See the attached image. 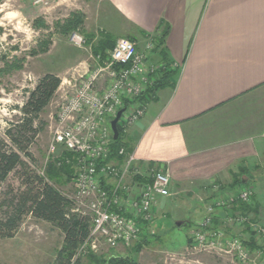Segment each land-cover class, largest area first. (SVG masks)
<instances>
[{
  "label": "crops",
  "instance_id": "obj_1",
  "mask_svg": "<svg viewBox=\"0 0 264 264\" xmlns=\"http://www.w3.org/2000/svg\"><path fill=\"white\" fill-rule=\"evenodd\" d=\"M88 1L116 14L123 37L138 48H145L161 23L169 26L165 45L179 72L173 85L147 100L145 116L124 135L136 158L127 183L138 196L151 181L154 163L161 164L171 176V195L158 197L154 212L159 206L184 207L191 212L185 221L196 228L205 207L191 205L184 195L212 202L220 193L213 185L231 182L237 169H247L242 188L260 176L250 170L264 159V0ZM156 62L150 55L149 64ZM196 176L209 181L199 192ZM112 183L110 178L105 185ZM184 185H191L188 194ZM251 207L264 225V199L256 189ZM217 212L220 223L224 210Z\"/></svg>",
  "mask_w": 264,
  "mask_h": 264
},
{
  "label": "built area",
  "instance_id": "obj_2",
  "mask_svg": "<svg viewBox=\"0 0 264 264\" xmlns=\"http://www.w3.org/2000/svg\"><path fill=\"white\" fill-rule=\"evenodd\" d=\"M49 1L36 0L35 3L47 4ZM70 39L78 47H83L86 40L79 32H73ZM153 49L152 39L144 49H139L133 40L118 39L106 57L91 55L95 66L80 65L73 80L67 82L72 89L66 92L54 115L50 153L63 147L76 155L75 191L67 195L73 201L72 212L89 216L92 222L89 236L77 256L88 251L99 252L102 246L134 245L140 241L143 227L153 221V207L158 197L170 196L171 176L156 167L150 174L151 181L142 185L139 195H131L127 181L136 158L134 152H128L125 147L119 149V155L125 157L121 165L114 161L102 164L112 153L114 133L111 122L118 112L124 109L118 122L123 134L147 112V102L139 101L160 69L157 64H149ZM174 67H177L175 63ZM110 178L113 183L108 187L104 182L108 183ZM214 188L219 190L218 185ZM253 196L252 189L241 188L207 203L205 214L192 233L191 251H213L226 246L244 263L250 261L254 252L261 256L260 264H264L260 250L251 251L238 236L227 238L215 220L218 210H231L240 202L251 205ZM226 215L229 224L244 226L250 223L264 243V225L253 222L252 215L229 212Z\"/></svg>",
  "mask_w": 264,
  "mask_h": 264
},
{
  "label": "rangeland",
  "instance_id": "obj_3",
  "mask_svg": "<svg viewBox=\"0 0 264 264\" xmlns=\"http://www.w3.org/2000/svg\"><path fill=\"white\" fill-rule=\"evenodd\" d=\"M35 2L36 0H0V140L6 138L5 131L9 124L20 119L21 113L17 107L23 105L28 90L33 89L45 73L58 74L64 84L61 83L53 100L42 113L45 127L30 149L36 159V167L40 172H44L48 162L58 157L64 150L63 147H59L54 154H51L49 147L52 140L54 115L66 92L72 89L67 82L73 80L76 70L81 69L82 63H87L92 67L96 64L91 56L95 54L87 44L88 41L85 40L83 47H78L71 41V34L79 32L86 39L90 34L110 30L114 33L116 42L118 39H132L123 37L119 17L114 13L108 15L105 6H100L96 1L90 3L88 0H50L47 4H36ZM75 12L83 15L84 23L69 34L62 33L59 25ZM37 20L43 21L45 26H37L35 24ZM46 40L50 41L48 50L34 54L33 51H39ZM139 102L143 100L140 99ZM263 162L264 159L261 160L259 167L250 170L255 176H260L247 187H243L253 191L256 189L258 197L262 199H264ZM155 167L166 171L162 167ZM245 171L247 169L244 167L237 169L233 173L234 179L236 173H241L240 176L245 177L243 175ZM194 180H197L193 185L196 188L195 192L200 191V185L209 182L201 176H196ZM233 181L214 184L219 186V196H223L225 191L232 190L229 186ZM9 183L18 187L16 175H11ZM190 187L191 185H187L186 194ZM6 188L5 184L0 187V204L4 199ZM61 189L72 195L75 191L73 180ZM184 197L191 205L201 208L206 206V202H211V199L203 202L199 196L193 199H189L186 195ZM177 203L181 205L182 202L178 200ZM157 209L154 212L153 221L146 224L141 233V238H145L146 243L138 255L140 264L261 263V256L258 253L253 252L250 261L244 263L238 259L234 251L226 246L213 251H191L192 233L196 228L193 223L186 222L184 217L185 215L190 218L189 213L191 212L187 213L188 209L184 207L167 209L159 206ZM4 210L5 208L0 206V215ZM163 211H168L171 215L167 217ZM227 212L229 210L224 209L225 217ZM204 214L205 212L202 216ZM220 221V223L217 222V226L225 231L227 238L238 236L246 239L248 237V234L243 232V226L229 224L227 220ZM179 222L180 225H178ZM144 235L146 236L143 237ZM62 241L63 234L58 228L50 222L40 221L30 216L13 238H0V264H51ZM132 247L133 245L118 248L102 246L96 253L126 255Z\"/></svg>",
  "mask_w": 264,
  "mask_h": 264
},
{
  "label": "trees",
  "instance_id": "obj_4",
  "mask_svg": "<svg viewBox=\"0 0 264 264\" xmlns=\"http://www.w3.org/2000/svg\"><path fill=\"white\" fill-rule=\"evenodd\" d=\"M83 23V15L75 12L59 26L62 33L69 34ZM35 24L45 26L41 20H37ZM159 30L152 37L154 49L151 54L155 55L156 64L160 69L157 77L142 95L143 101L152 97L158 89L173 85V79L179 72L178 67H174V61L169 58L165 45L169 26L161 23ZM86 40L92 52L103 57H106L108 50H112L116 44L115 36L105 31H101L98 36L90 34ZM49 44V40L44 41L40 50H34L33 53L46 52ZM61 83L62 78L54 72L42 75L35 87L28 90L23 105L17 107L21 113L20 119L9 124L5 131L6 138L0 140V187L4 184L7 186L0 204L5 208L0 215V238H13L25 220L31 216L40 221L50 222L63 234L62 244L57 249L51 264H140L138 255L144 248L145 238L136 242L126 255H107L88 251L84 255L77 256L79 248L89 236L92 222L89 216L72 212L73 201L61 189L76 177V155L63 150L58 157L48 162L43 173L36 167V159L30 149L44 130L42 113L53 100ZM118 129L119 136L113 139L112 153L102 164L110 161L123 163L125 157L119 155L121 147H125L130 153L134 152L130 141L124 138L125 134L120 123ZM154 165L161 167V164L154 163ZM12 174L17 177L18 187L9 183ZM240 174H235V179L229 186L232 190L243 185V177ZM106 183L105 180L104 184ZM252 210L251 205L240 202L229 210V214L251 215ZM219 218V216L215 218L216 222ZM253 222H257L254 216ZM243 232L248 234V237L243 239L244 244L251 251L260 250L264 255V243H260L250 223L244 225Z\"/></svg>",
  "mask_w": 264,
  "mask_h": 264
},
{
  "label": "water",
  "instance_id": "obj_5",
  "mask_svg": "<svg viewBox=\"0 0 264 264\" xmlns=\"http://www.w3.org/2000/svg\"><path fill=\"white\" fill-rule=\"evenodd\" d=\"M124 109L120 110L116 116V118L111 122V127L114 133V138L117 139L119 136V129H118V122L122 116ZM181 223L179 222L178 225H180Z\"/></svg>",
  "mask_w": 264,
  "mask_h": 264
}]
</instances>
